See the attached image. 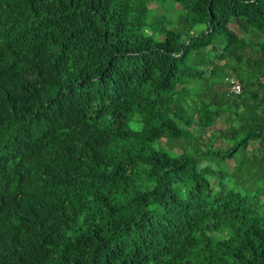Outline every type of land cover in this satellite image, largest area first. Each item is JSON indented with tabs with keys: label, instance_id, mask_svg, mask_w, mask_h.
Listing matches in <instances>:
<instances>
[{
	"label": "trees",
	"instance_id": "16d2710c",
	"mask_svg": "<svg viewBox=\"0 0 264 264\" xmlns=\"http://www.w3.org/2000/svg\"><path fill=\"white\" fill-rule=\"evenodd\" d=\"M0 264H264V0H0Z\"/></svg>",
	"mask_w": 264,
	"mask_h": 264
},
{
	"label": "built area",
	"instance_id": "2783aa9c",
	"mask_svg": "<svg viewBox=\"0 0 264 264\" xmlns=\"http://www.w3.org/2000/svg\"><path fill=\"white\" fill-rule=\"evenodd\" d=\"M230 83V91L235 94H240L242 92V85L235 76H231L228 78Z\"/></svg>",
	"mask_w": 264,
	"mask_h": 264
},
{
	"label": "rangeland",
	"instance_id": "374dc122",
	"mask_svg": "<svg viewBox=\"0 0 264 264\" xmlns=\"http://www.w3.org/2000/svg\"><path fill=\"white\" fill-rule=\"evenodd\" d=\"M151 6H156V4H151Z\"/></svg>",
	"mask_w": 264,
	"mask_h": 264
}]
</instances>
